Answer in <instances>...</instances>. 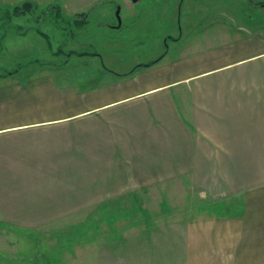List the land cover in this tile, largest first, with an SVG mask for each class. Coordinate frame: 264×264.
<instances>
[{
    "label": "rangeland",
    "instance_id": "374dc122",
    "mask_svg": "<svg viewBox=\"0 0 264 264\" xmlns=\"http://www.w3.org/2000/svg\"><path fill=\"white\" fill-rule=\"evenodd\" d=\"M131 1L128 7L98 5L82 30L71 23L78 21L77 16L73 20L67 15L59 22L61 30L55 29L47 17L52 13L44 12L58 5L51 0L0 2V120L58 121L93 109L96 101L88 92L127 78H114L109 72L130 75L138 65L171 56L190 40L215 36L219 30L264 40V0ZM26 2L35 6L31 14L13 16V8ZM69 52L95 56L69 57ZM94 118L93 113L71 121L75 127L78 122L94 123ZM81 132L78 128L70 135L57 132L62 136L56 139L74 144L63 142L65 161L25 166L29 172L18 181L24 220L19 221L22 225L0 227V264L239 263L223 250L232 242L224 237L218 242L212 235L219 234L218 228L204 226L198 231L189 226L207 215L227 214L235 202L214 201L193 191L185 179L133 194H101L94 177L88 182L61 170L70 164L77 174L80 166L95 171L94 161H79L94 160L95 133ZM79 137L88 146L80 147ZM100 201L104 204L97 206ZM213 237L217 242L210 241Z\"/></svg>",
    "mask_w": 264,
    "mask_h": 264
},
{
    "label": "crops",
    "instance_id": "0c3cea01",
    "mask_svg": "<svg viewBox=\"0 0 264 264\" xmlns=\"http://www.w3.org/2000/svg\"><path fill=\"white\" fill-rule=\"evenodd\" d=\"M51 1L58 4L61 19L77 16L82 30L98 5L128 7L131 0ZM137 68L108 89L98 85L88 92L96 101L93 109L58 121L23 123L20 119L11 124L0 120V227L22 225L19 211L24 205L18 181L29 172L25 166L63 161V142L74 144L56 139L62 136L57 132L70 135L78 128L95 133L94 160H79L94 161L95 171L80 166L77 174L70 164H59L61 170L88 182L95 178L101 194H133L185 179L193 191L214 201L230 199L236 208L227 214L207 215L189 226H197L198 231L215 226L219 234L212 235L218 242L224 237L234 244L223 248L230 251V259H238V264H264V40L219 30L215 36L190 40L171 56ZM109 76L119 79V75ZM90 112L94 123L82 120L74 127L76 122L71 120ZM82 137L79 146L85 148L88 144Z\"/></svg>",
    "mask_w": 264,
    "mask_h": 264
},
{
    "label": "trees",
    "instance_id": "16d2710c",
    "mask_svg": "<svg viewBox=\"0 0 264 264\" xmlns=\"http://www.w3.org/2000/svg\"><path fill=\"white\" fill-rule=\"evenodd\" d=\"M254 7H260L261 4H254ZM35 6L30 4V3H23L21 4L19 7H15L12 10L13 16H22L25 15L26 13H28L29 15L31 14V12L34 10ZM50 12L52 14L47 15L49 22L52 24V26L57 29V30H61V28H59V22H62V19L60 17V13H59V8L57 5H53L50 6L49 8H46L44 10V12ZM84 15H81V17H83ZM75 20V19H74ZM72 25L76 26V22H72ZM43 36V35H42ZM71 55L76 56L77 58L79 57H83V56H87V55H91V56H95L93 54H76V53H68V56L70 57ZM148 67V65L146 66H142L140 68H146ZM13 73H9L8 76H11ZM109 74H111L109 72ZM127 75H123V76H118L119 78H123L126 77Z\"/></svg>",
    "mask_w": 264,
    "mask_h": 264
}]
</instances>
